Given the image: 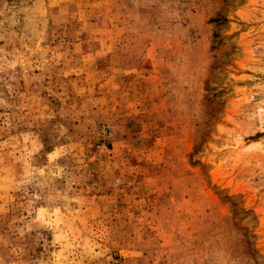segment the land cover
<instances>
[{
	"label": "rangeland",
	"instance_id": "obj_1",
	"mask_svg": "<svg viewBox=\"0 0 264 264\" xmlns=\"http://www.w3.org/2000/svg\"><path fill=\"white\" fill-rule=\"evenodd\" d=\"M0 264H264V0H0Z\"/></svg>",
	"mask_w": 264,
	"mask_h": 264
}]
</instances>
